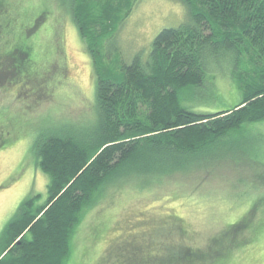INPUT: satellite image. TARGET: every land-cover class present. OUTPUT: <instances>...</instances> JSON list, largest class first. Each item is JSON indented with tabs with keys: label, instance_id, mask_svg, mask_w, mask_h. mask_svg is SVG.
<instances>
[{
	"label": "rangeland",
	"instance_id": "374dc122",
	"mask_svg": "<svg viewBox=\"0 0 264 264\" xmlns=\"http://www.w3.org/2000/svg\"><path fill=\"white\" fill-rule=\"evenodd\" d=\"M57 4L0 0V54L33 25L27 34L36 62L20 74L0 56L6 65L0 72V236L25 199L45 198L48 177L36 165L37 138L82 128L94 116L92 61ZM187 18L180 0H138L105 46L108 59L129 64L147 57L162 29ZM227 68L212 66L190 95L194 109L215 112L237 103ZM246 128L228 141L236 149L219 147L190 170L143 188L136 180L105 190L76 227L67 264H264V201L255 202L264 197V120Z\"/></svg>",
	"mask_w": 264,
	"mask_h": 264
},
{
	"label": "trees",
	"instance_id": "16d2710c",
	"mask_svg": "<svg viewBox=\"0 0 264 264\" xmlns=\"http://www.w3.org/2000/svg\"><path fill=\"white\" fill-rule=\"evenodd\" d=\"M137 1L57 0L92 61L94 116L35 141L46 195L18 206L0 236V264H67L76 227L105 190L136 180L143 188L190 170L219 147L236 149L228 141L264 120V0H180L188 11L183 24L162 29L147 57L113 63L105 46ZM28 29L0 54L20 74L36 66ZM219 63L229 67L239 100L215 112L194 109L190 95Z\"/></svg>",
	"mask_w": 264,
	"mask_h": 264
}]
</instances>
